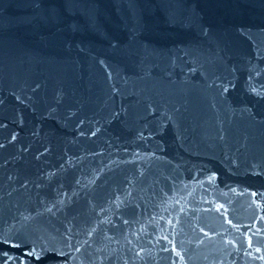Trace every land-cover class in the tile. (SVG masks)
Instances as JSON below:
<instances>
[{
  "label": "water",
  "instance_id": "1",
  "mask_svg": "<svg viewBox=\"0 0 264 264\" xmlns=\"http://www.w3.org/2000/svg\"><path fill=\"white\" fill-rule=\"evenodd\" d=\"M0 264H264V0H0Z\"/></svg>",
  "mask_w": 264,
  "mask_h": 264
},
{
  "label": "snow or ice",
  "instance_id": "2",
  "mask_svg": "<svg viewBox=\"0 0 264 264\" xmlns=\"http://www.w3.org/2000/svg\"><path fill=\"white\" fill-rule=\"evenodd\" d=\"M225 91H227V89H225ZM253 91L255 92L256 90L253 89ZM28 255L34 256L37 261L42 259V256L40 254L36 253L34 250L32 252H29Z\"/></svg>",
  "mask_w": 264,
  "mask_h": 264
}]
</instances>
